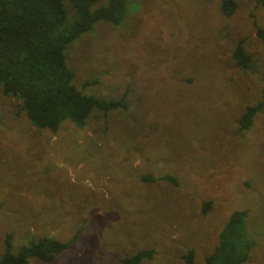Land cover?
<instances>
[{"label": "rangeland", "instance_id": "1", "mask_svg": "<svg viewBox=\"0 0 264 264\" xmlns=\"http://www.w3.org/2000/svg\"><path fill=\"white\" fill-rule=\"evenodd\" d=\"M68 22L76 15L62 0ZM126 0L124 19L99 20L65 48L73 85L125 106L93 107L85 124L37 127L21 99L0 93V257L30 240L66 243L28 264H195L243 210L239 264H264V0ZM99 0L93 8L104 4ZM241 41L252 64L233 57ZM171 175L174 182L160 179ZM143 175L154 177L143 181Z\"/></svg>", "mask_w": 264, "mask_h": 264}, {"label": "trees", "instance_id": "2", "mask_svg": "<svg viewBox=\"0 0 264 264\" xmlns=\"http://www.w3.org/2000/svg\"><path fill=\"white\" fill-rule=\"evenodd\" d=\"M75 10V19L68 22L62 0H0V93L21 99L23 109L32 124L56 131L65 119L83 126L93 107L103 111L125 106L124 94L116 99H104L83 94L72 83L73 73L66 64L65 48L99 20L118 25L127 12L126 0H106L93 8L99 0H68ZM233 0H222L221 10L230 15ZM256 36L264 42V27L256 28ZM233 57L241 68L252 64L251 55L241 41L234 47ZM264 100L247 106L241 116V127H249L253 115ZM143 181L154 179L143 175ZM160 179L174 182L171 175ZM246 212L234 210L218 234L206 264H239L246 259L248 242L243 238ZM6 237L5 251L0 264H28L29 257L49 262L66 243L50 237L30 240L17 252ZM152 249H140L120 257V264H138L150 258ZM185 264H195L194 252L183 255Z\"/></svg>", "mask_w": 264, "mask_h": 264}]
</instances>
